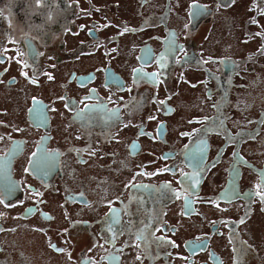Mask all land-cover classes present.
Here are the masks:
<instances>
[{"label":"flooded vegetation","instance_id":"flooded-vegetation-1","mask_svg":"<svg viewBox=\"0 0 264 264\" xmlns=\"http://www.w3.org/2000/svg\"><path fill=\"white\" fill-rule=\"evenodd\" d=\"M0 264H264V0H0Z\"/></svg>","mask_w":264,"mask_h":264},{"label":"snow or ice","instance_id":"snow-or-ice-1","mask_svg":"<svg viewBox=\"0 0 264 264\" xmlns=\"http://www.w3.org/2000/svg\"><path fill=\"white\" fill-rule=\"evenodd\" d=\"M36 2H37V3H41V2H42V0H36Z\"/></svg>","mask_w":264,"mask_h":264}]
</instances>
